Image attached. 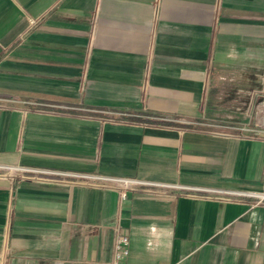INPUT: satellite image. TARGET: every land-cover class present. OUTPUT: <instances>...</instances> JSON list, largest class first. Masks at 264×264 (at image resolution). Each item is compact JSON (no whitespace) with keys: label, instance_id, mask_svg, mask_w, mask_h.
<instances>
[{"label":"crops","instance_id":"1","mask_svg":"<svg viewBox=\"0 0 264 264\" xmlns=\"http://www.w3.org/2000/svg\"><path fill=\"white\" fill-rule=\"evenodd\" d=\"M261 90L264 0H0V264H264Z\"/></svg>","mask_w":264,"mask_h":264},{"label":"built area","instance_id":"2","mask_svg":"<svg viewBox=\"0 0 264 264\" xmlns=\"http://www.w3.org/2000/svg\"><path fill=\"white\" fill-rule=\"evenodd\" d=\"M257 98H259V103L257 105V109L255 112V118H253L252 124L247 123L242 126L233 128L240 134L241 136H248L253 138V137H258L264 140V90H261L257 94ZM5 102H13L11 100H6L2 99L0 100V103H5ZM50 107H56V106H50ZM39 173H46L40 171ZM54 176H73V177H79V178H86L90 179L93 182L95 181H100V182H107L111 183L114 185L119 186L122 189L121 196L125 197L124 190L126 189H135V186L139 185H147L150 186L152 184L150 183H141L135 180H129V179H119V178H103V177H94V176H79L76 174H65V173H59V172H54V173H49ZM230 197L233 199L237 200H251L253 205H264V188L258 191H242V190H237V191H230L227 192ZM129 255V239L126 235H119L115 239L114 242V251H113V259H112V264H125V261L127 260Z\"/></svg>","mask_w":264,"mask_h":264},{"label":"trees","instance_id":"3","mask_svg":"<svg viewBox=\"0 0 264 264\" xmlns=\"http://www.w3.org/2000/svg\"><path fill=\"white\" fill-rule=\"evenodd\" d=\"M154 124H165V123H163V122H160V121H155V122H153Z\"/></svg>","mask_w":264,"mask_h":264}]
</instances>
